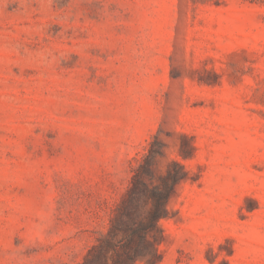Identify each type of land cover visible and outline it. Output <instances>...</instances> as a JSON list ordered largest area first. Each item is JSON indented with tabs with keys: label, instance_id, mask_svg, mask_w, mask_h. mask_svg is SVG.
<instances>
[{
	"label": "rangeland",
	"instance_id": "obj_1",
	"mask_svg": "<svg viewBox=\"0 0 264 264\" xmlns=\"http://www.w3.org/2000/svg\"><path fill=\"white\" fill-rule=\"evenodd\" d=\"M154 134L156 264H264V0H0V264H78Z\"/></svg>",
	"mask_w": 264,
	"mask_h": 264
},
{
	"label": "trees",
	"instance_id": "obj_2",
	"mask_svg": "<svg viewBox=\"0 0 264 264\" xmlns=\"http://www.w3.org/2000/svg\"><path fill=\"white\" fill-rule=\"evenodd\" d=\"M187 140L180 147L182 157L194 149ZM165 144L154 134L147 151L133 167L129 183L117 203L107 230L89 246L78 264H156L161 259L158 244L164 233L160 225L168 217V201L178 184L186 180L188 169L177 159H169L164 169L158 162L164 158Z\"/></svg>",
	"mask_w": 264,
	"mask_h": 264
}]
</instances>
